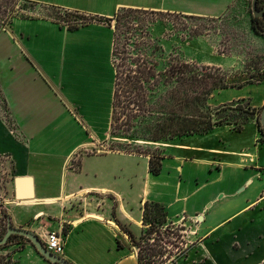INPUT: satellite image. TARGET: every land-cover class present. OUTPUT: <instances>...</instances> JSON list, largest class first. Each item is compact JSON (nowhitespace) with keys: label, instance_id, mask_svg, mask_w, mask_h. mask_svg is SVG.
Returning <instances> with one entry per match:
<instances>
[{"label":"crops","instance_id":"crops-1","mask_svg":"<svg viewBox=\"0 0 264 264\" xmlns=\"http://www.w3.org/2000/svg\"><path fill=\"white\" fill-rule=\"evenodd\" d=\"M40 1L111 18L125 7L217 17L237 0H188L187 7H176V0H90L91 7L72 0ZM22 21L38 24L31 28ZM45 30L47 35H43ZM52 35L66 37L65 51L67 46L70 50L79 48L83 65L89 61L87 51L92 46L100 50L107 64H112L114 29L102 23L69 29L46 18H17L9 30L0 32V161L12 165L14 192L15 178L30 176L32 199L49 201L16 198L15 203L41 207L35 217L46 221L43 228L64 231L62 256L73 264H141L137 247L118 221L139 237L144 229V203L157 201L167 211L165 225H185L187 244L192 243L189 253L175 264L263 262L264 143L257 115L241 131L232 124H222L204 134L157 143L165 154L159 175L150 172L149 155L120 150L82 155L79 168L69 169L65 163L81 149L103 147L109 138L113 78H105L104 94L110 100L105 126L91 131V136L72 148L63 149L62 140L48 138V132L59 130L67 112L72 119L82 117L68 107L62 95L52 63L63 48L62 43L56 44L55 37L51 40ZM206 39L182 41V56L187 61L223 68L237 65L231 57L216 54ZM247 85L216 90L209 103L217 107L250 98L252 106H263L264 93L255 99ZM225 89L237 92L214 102L215 93ZM80 195L90 200L100 198L97 203L104 208L99 204L82 211L71 208L72 200ZM200 214L202 220L197 219ZM45 234L39 233L42 240Z\"/></svg>","mask_w":264,"mask_h":264},{"label":"rangeland","instance_id":"rangeland-1","mask_svg":"<svg viewBox=\"0 0 264 264\" xmlns=\"http://www.w3.org/2000/svg\"><path fill=\"white\" fill-rule=\"evenodd\" d=\"M72 1L86 7L93 5L90 4V0ZM176 1V7H187L190 3L188 0ZM252 1L237 0L227 12L217 17H191L144 8H142L144 9L143 11L137 12L128 10L131 7H125L119 10L121 16L118 19L116 15L111 18H99L94 15H87L79 10L65 9L61 6L40 0H19L16 7V17L11 20L10 18H6L3 21L6 16L0 13V32L9 30L17 18H46L69 29H75V27L77 28L90 23H102L113 28L115 31L116 26L119 25L117 46L120 51L123 50L124 46H128L127 50L131 52L129 56L126 54L128 60L141 61L142 57H140L139 53L144 52V43L151 42L162 49V54L155 57L161 65H167L170 60L176 58L187 61L182 56L184 51L181 49V42L195 37H207V42L214 47L216 54L229 56L234 63H237L236 66L233 65L228 68L221 67L229 77L237 79L238 76H248L254 81L251 85H247L246 88L248 92L252 91V95L257 99V97L264 93V80H259V77L264 78V35L257 33L252 26ZM262 3H264V0H262ZM26 23L22 21V24L31 28H34L38 24L34 21H26ZM147 31L148 35H146ZM48 33V30H45L43 35H47ZM76 33L73 32V35ZM197 33L200 34L197 35ZM54 37L52 35L51 40ZM57 38L55 37L54 39L56 44L59 42V44L62 43L63 49L60 54L56 52L57 60L55 58L53 59L54 72L57 74L58 82L61 83L63 88L62 95L65 103L68 107L74 108L82 118H77V120L72 119L70 117L71 114L67 112L65 114V120L59 130L56 133L50 130L48 132V138L53 139L57 137L62 140L61 146L63 149H70L79 141L85 140L89 135L91 136V131H100L101 127L105 126L108 104L110 106V100L109 98L107 100L104 94L105 78L110 80L112 76L114 90L115 68L113 58L112 64L110 62L107 64L103 60L105 57H101L100 50L95 49V47L93 48V46L92 48H88L87 54L90 56L89 61L86 65H83L79 59L83 55L81 50L79 48L70 50L71 46H67L65 51L66 37L64 36L62 38L61 36L59 39ZM123 56V54H117L114 60L116 62H124ZM234 92L237 91L225 89L219 93L216 92L213 101L226 100ZM244 100L243 104L254 107L252 106L250 98H244ZM259 108L258 116L260 118L262 106ZM75 116L78 115L75 114ZM111 121L112 113L108 128L109 138L103 143L104 146H94L93 148L85 150L81 149V153H76L68 164L65 163L67 168L78 169L81 156L88 153H103L113 149L137 150V148H141L142 150H152L159 147L156 142H145L143 140L131 141L132 144L126 145V143L131 142H128L126 138L113 136L111 132ZM87 124L90 129L87 127ZM13 181L11 163H3L0 161V238L4 236L7 230L9 219H11L12 224L15 226L29 228L38 235L39 233L44 235L47 232L46 230L51 228H43V225L46 226V221L35 217V214L41 207L17 206L15 203L17 200ZM97 201H101V199L92 197L90 200L80 195L75 200H72L70 206L71 208L82 211V209H90L91 206L96 207V204H99L100 209H103L104 206L100 202L97 203ZM179 225L171 224L170 228H166L167 225H165L162 228V236H164L163 242L172 251V254H169V256L165 254V261L159 258L157 260L159 264H175L179 258L186 256L183 254L175 256L177 244L181 248L188 247L189 253L192 243L187 244L189 242L187 237H185L186 243H182L176 239L179 233L177 231ZM62 232L64 233V231ZM39 236L41 237V235ZM152 236H157V232ZM7 253L13 254V259L17 262L16 264H51L37 252L29 240L19 236L11 237L7 244L0 246V254Z\"/></svg>","mask_w":264,"mask_h":264},{"label":"trees","instance_id":"trees-1","mask_svg":"<svg viewBox=\"0 0 264 264\" xmlns=\"http://www.w3.org/2000/svg\"><path fill=\"white\" fill-rule=\"evenodd\" d=\"M18 2L19 0H0V13L6 16L3 21L6 18L11 20L17 16ZM260 3L262 0H258L259 8H261ZM128 10L138 12L144 9L130 8ZM166 12L202 17V15L181 12ZM120 16L121 12L119 11L116 17L120 19ZM262 18L264 20V17ZM262 18L253 15L251 19L254 30L259 34H262L264 30ZM119 27L117 25L114 31L113 47L115 68L111 121L113 136L126 138L128 142L143 140L145 142L171 143L186 136L207 133L215 126L222 124H232L235 130L241 131L245 123L257 115V124L262 133L261 141L264 143V131L258 116L260 108L243 104L244 98L217 107H213L209 103V99L216 90L229 87L241 88L254 83L250 77L238 76L237 79H232L220 66L199 64L180 58L170 60L167 65H161L155 57L162 54V49L151 42L144 43V52L139 53L142 57L141 61L128 60L126 54L129 56L131 53L127 50L128 46H124L122 51L117 46ZM199 34L197 33V35ZM146 35H148V31ZM117 54H123L125 61L116 62L114 59ZM259 80H264V78L259 77ZM130 144L132 142L126 143V145ZM116 150L149 155V170L154 175H159L163 169L165 154L160 147L152 150H142L141 148ZM166 222L165 206L157 201L144 203V229L139 237L118 221L120 227L129 235L131 244L137 247L138 259L141 264H159L157 261L159 258L165 261L164 255L172 254V251L163 242L162 228ZM168 227L170 228L171 224L166 226V228ZM177 231L179 233L176 239L186 243V226L180 224ZM155 232H157V236L153 237ZM13 236L29 240L22 235L12 234L11 237ZM176 246L175 256L188 254V247L181 248L179 244ZM16 263L12 253L0 254V264ZM260 264H264V261Z\"/></svg>","mask_w":264,"mask_h":264},{"label":"water","instance_id":"water-1","mask_svg":"<svg viewBox=\"0 0 264 264\" xmlns=\"http://www.w3.org/2000/svg\"><path fill=\"white\" fill-rule=\"evenodd\" d=\"M252 11L253 15L264 17V6L259 8L258 7V0L252 1ZM262 34H264V30L262 31ZM260 123L262 125L263 131H264V105L261 111L260 115ZM15 196L19 200H32L37 203H47L48 200H35L34 198V190L32 186V177L30 176H17L15 178ZM198 220H202L203 216L200 214L197 216ZM12 234H18L25 236L28 238L37 252L48 262L57 263V264H73L66 258H64L61 255H57L50 250L47 249L45 246L43 240L40 238V236L33 230L25 227H19L12 224L11 219L8 221L7 225V231L5 232L4 236L0 238V245L6 244L11 237Z\"/></svg>","mask_w":264,"mask_h":264},{"label":"built area","instance_id":"built-area-1","mask_svg":"<svg viewBox=\"0 0 264 264\" xmlns=\"http://www.w3.org/2000/svg\"><path fill=\"white\" fill-rule=\"evenodd\" d=\"M43 242L48 250L63 255L65 251V235L59 230H48L43 238Z\"/></svg>","mask_w":264,"mask_h":264},{"label":"flooded vegetation","instance_id":"flooded-vegetation-1","mask_svg":"<svg viewBox=\"0 0 264 264\" xmlns=\"http://www.w3.org/2000/svg\"><path fill=\"white\" fill-rule=\"evenodd\" d=\"M264 6V4L263 3H260V7H263ZM260 17V16H259ZM260 18H262V17H260ZM262 20H263V18H262ZM264 21V20H263ZM7 231V230H6Z\"/></svg>","mask_w":264,"mask_h":264},{"label":"bare ground","instance_id":"bare-ground-1","mask_svg":"<svg viewBox=\"0 0 264 264\" xmlns=\"http://www.w3.org/2000/svg\"><path fill=\"white\" fill-rule=\"evenodd\" d=\"M49 263V262H48Z\"/></svg>","mask_w":264,"mask_h":264}]
</instances>
